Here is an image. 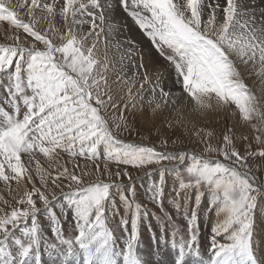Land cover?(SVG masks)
<instances>
[{"label": "snow or ice", "instance_id": "6c2138e0", "mask_svg": "<svg viewBox=\"0 0 264 264\" xmlns=\"http://www.w3.org/2000/svg\"><path fill=\"white\" fill-rule=\"evenodd\" d=\"M118 10L150 42L148 56L154 49L175 73L179 94L163 88V73L151 61L149 70L143 50L139 63L134 46L121 53L115 72L108 53L98 54L105 30L111 36L119 27L113 23ZM0 37L7 41L0 43V90L5 93L0 102V182L10 195L15 193L14 204L0 196L4 205L0 264H27L29 258L40 264L38 202L65 254L73 255L75 244L84 254V264H152L137 251L139 224L150 217L136 199L127 170L151 165L160 172L159 182L147 189L152 202L163 207L169 172L177 197L190 188L196 193V206L186 201L184 205L187 236L179 229L167 234L162 226L158 252L160 245L176 250L173 264H187L189 255L194 264H264V248L257 251L252 242L257 218L264 222V176L254 172L264 173V105L244 80L250 73L264 86V14L257 21L255 11L237 0H225L223 7L219 0H0ZM129 65L134 69L131 76L126 73ZM110 73L125 95H114ZM180 98L199 116L210 110L235 111L243 124L251 126L254 137L242 135L243 143L237 146L235 133L228 129L213 143L214 132L207 131L204 152L215 153V159L189 149L162 152L121 137L135 130L128 114L135 117L147 111L155 117L171 107L176 124H186L178 107ZM166 122L173 126L171 120ZM155 127L153 120L151 128ZM167 139L162 140L165 147ZM65 153L77 161L72 170L61 162ZM105 175L116 179L105 181ZM121 176L128 178L127 187ZM64 182L68 190L60 193L62 207L73 210L78 232L72 239L63 238L55 227L58 217L51 201L56 193L51 201L46 194ZM205 188L216 216L207 258L197 244L199 201ZM117 200L124 210L117 223L125 233L123 247L109 227V216L119 214ZM166 218L171 225V215ZM45 248L50 255L65 252L56 243L45 242Z\"/></svg>", "mask_w": 264, "mask_h": 264}, {"label": "rangeland", "instance_id": "374dc122", "mask_svg": "<svg viewBox=\"0 0 264 264\" xmlns=\"http://www.w3.org/2000/svg\"><path fill=\"white\" fill-rule=\"evenodd\" d=\"M237 2L241 4L245 9H253L255 11V17L257 21L261 19V17L258 16L260 15L259 13L263 12L262 10L264 8H261V2L259 0H237ZM219 3L223 7L225 0H219ZM117 12H121L120 15L123 16V18L120 17V20L118 19V16L113 18V23H118L119 27L111 36H109L107 34V30H105L104 34L100 37L98 41V54L102 57L104 53L107 52L108 59L110 61V66L111 63H115L116 65V68L112 70L113 72L119 69V57L121 53L126 52L129 47L134 46L136 49L134 56L136 63L140 62L139 55L141 50H143L145 56H148L147 51L150 47V45L148 44V40L145 38V36H143V34L138 30V28L135 27L134 23L122 11L118 10ZM126 19L129 20L130 24H132V26L134 27V31L142 36V38L144 39L143 41H140L136 35V37L131 35L127 28V22L126 24H124V21ZM24 37L25 34L21 33V39H24ZM128 40H131L133 44L130 45L126 43V41ZM5 42L7 41L0 37V43ZM116 45H120L119 49L116 47ZM150 60L151 62H154V64L159 67L161 72L163 73V88L165 90H170L174 93L179 94L180 85H178L176 82L175 73L168 68L167 63L163 59L158 57V55L155 53V50H153ZM145 63L151 71L153 63H149L148 59H145ZM133 71L134 69L131 67V65H129L126 69V73L128 76H131ZM115 80L116 76L110 73L109 83L112 85L114 95H125L126 90L122 86H118L116 83H114ZM244 80L247 83L249 89L253 92V94L258 97L261 105H264V86H262L259 80L250 73L244 74ZM4 96L5 93L0 90V102L3 101ZM119 107L123 108V105H120ZM178 107L180 108L184 116L186 124H176V120L178 119V117L173 116L171 107L165 109L162 114L158 112L155 117H152L151 114L147 111L144 112L143 115L137 113L135 117H133L131 114H128L129 121L134 120L135 130L132 132L121 133V137L127 142L137 144L142 143L144 145L154 146L157 150L162 152H172L177 149H189L195 150L200 155L209 156L210 158L215 159V153L204 152L205 144L203 142V137L207 131L214 132L213 143H216L218 140L222 139V136L226 130L231 129L235 133L237 146H241V144L243 143L241 140L242 135H246L249 138H252L255 135L251 126L243 124L235 111H232L230 113L222 110H210L205 115L199 116L196 113L190 111V105L185 107V102L183 98H180L178 102ZM116 115L118 116L119 112H117ZM153 120L156 124L155 128H151ZM167 120H171L173 125L171 128L168 126V123L166 122ZM164 137L168 138L166 141V147L164 146V143H162ZM173 141H177L175 145H173ZM255 147V142H253V148ZM61 162L66 163L69 167V170H72L77 163L75 159L68 157L66 153L61 156ZM164 163L169 167L171 166L168 162ZM79 164L82 168L84 165V160L82 158L79 160ZM255 164L259 166L260 161L256 160ZM109 166L111 167L113 173L117 171V166L115 163H112ZM100 167L103 168V161L100 162ZM121 170H123V166H121ZM127 170L132 177L131 184L135 187L137 191V201L142 205V207H147L149 212L150 218L142 219L141 223L149 222L153 227V230L150 235H148L147 232L144 231V229L147 230L149 226H146L144 229H140L142 232L139 231V243L137 251L143 256V258H149L152 261V264H173L174 259H176L174 258V256H177V251L171 247L160 245V250L158 252L157 239L160 235H162L160 231L162 226L164 227L165 232L167 234H170L175 230L179 229L180 234L187 236V224L183 215L184 205L186 201L188 206H196L195 190L190 188L186 192H181L179 197H177V193L173 191L174 176L170 172L166 173L164 199L162 201L163 207H161L159 203H155L150 200V193L147 192L149 185L153 183H158L160 180V172L157 166L151 165L144 169H137L129 166ZM254 172L258 176H264V173L255 171V169ZM148 173H150V175ZM94 175H99V173H94ZM33 176L36 186L40 187V181L38 178L35 177L34 172ZM102 179L108 181L115 180L116 177H108L105 175L102 177ZM120 181L123 182L126 187L129 184V180L127 177L121 176ZM11 187L15 189V182H12ZM28 187L30 188L31 185H29ZM175 187H178V185H175ZM62 190H68L67 182H64L61 188H50V190L47 191L46 194L48 195L49 200L51 201L53 191L56 193V200L51 201L54 206L56 216L58 217V222L56 223L55 227L61 230L63 238L72 239L74 238V235L78 234V232H76L74 228L75 221L73 218V210L67 207H62V204L64 203L63 196L60 194ZM14 194L15 193L13 192V194L10 195L8 191H5L3 182H0V196H3L5 200L14 204ZM173 197H177L175 203L173 202ZM212 203V197L209 195L207 189H203L201 191V198L199 201L200 215L197 222V244L201 250L202 255L205 258L210 255V253L208 252V245L212 236L211 228L216 220L215 211L211 209ZM177 204L181 205L179 209L177 208ZM117 205V211L119 214L116 215L114 219L111 217V215L109 216V227L115 232L117 244L120 247H123L121 241L125 233L117 228V223L123 215L124 210L123 206L119 205L118 200ZM0 206L4 205L0 204ZM37 207L41 209V211L37 214L38 225L40 227V235L42 237L40 262L42 264H53V262L56 261L55 264H67V262L63 263L58 258L59 254L66 253V248L65 246L59 245V241L56 239L55 234L52 232L51 229L53 225L51 224L48 213L44 210L42 204H40L39 202L37 203ZM167 215H171L172 217L173 223L171 225L168 224L166 218ZM169 238L171 239V237ZM179 239L180 235H177L176 240L178 241ZM217 239L221 243L225 242L220 237H217ZM45 242L49 244L56 243L60 248H65V252H54L50 255L49 250L45 248ZM252 242L253 245L256 247L257 251H259L260 248H264V222H262L259 218H257L255 223ZM68 256H75L76 258H80L84 261L83 252L80 251L78 245L75 244L74 254ZM42 257H44L45 259H42ZM29 260L30 261H28L27 264L35 262L32 258H29ZM65 261H67V259ZM187 264H194V257L189 255L187 257Z\"/></svg>", "mask_w": 264, "mask_h": 264}, {"label": "bare ground", "instance_id": "6f19581e", "mask_svg": "<svg viewBox=\"0 0 264 264\" xmlns=\"http://www.w3.org/2000/svg\"><path fill=\"white\" fill-rule=\"evenodd\" d=\"M260 2H261V8L263 7L264 8V0H259ZM258 11V10H257ZM263 12H261V13H259L260 15L258 16V17H261L262 18V14H264V9L262 10ZM121 13V12H120ZM120 13L119 12H116V14H115V16L114 17H117L118 16V19L120 20V17L121 18H123V16H121L120 15ZM127 18V17H126ZM126 22H127V24H128V31L131 33V35H133L134 37H136L137 36V38L140 40V41H143L144 39L142 38V36L140 35V34H138V33H136L135 31H134V27L132 26V24H130L129 23V20H125L124 21V24H126ZM136 35V36H135ZM148 52V51H147ZM145 59H148V61H151L150 60V57H148V56H145ZM149 63H151V62H149ZM167 74V73H166ZM164 77H165V75H164ZM200 153V152H199ZM257 236V235H256ZM75 257V256H74ZM149 257V256H148ZM78 259H80V258H78ZM78 259H76V258H74V259H72V260H69V261H67V264H74V263H78L79 261H78ZM149 259V258H148ZM80 260H82V259H80ZM56 263V261H54L53 262V264H55ZM66 263V262H65ZM166 264V263H165Z\"/></svg>", "mask_w": 264, "mask_h": 264}]
</instances>
